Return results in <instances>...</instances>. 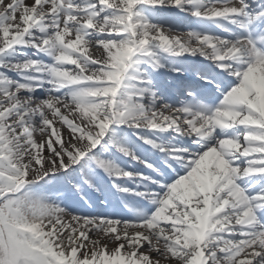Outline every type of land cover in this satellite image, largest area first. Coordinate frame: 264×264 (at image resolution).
<instances>
[{"label":"snow or ice","instance_id":"1","mask_svg":"<svg viewBox=\"0 0 264 264\" xmlns=\"http://www.w3.org/2000/svg\"><path fill=\"white\" fill-rule=\"evenodd\" d=\"M0 264H264V0H0Z\"/></svg>","mask_w":264,"mask_h":264},{"label":"bare ground","instance_id":"2","mask_svg":"<svg viewBox=\"0 0 264 264\" xmlns=\"http://www.w3.org/2000/svg\"><path fill=\"white\" fill-rule=\"evenodd\" d=\"M7 2H10V0H7ZM28 2L31 3V0H28ZM184 30H186V28H185ZM170 34L175 35V34H177V33H176V32H172V33H170ZM37 139H39V137H37ZM124 211H125V213H126V212H127V209H125Z\"/></svg>","mask_w":264,"mask_h":264}]
</instances>
